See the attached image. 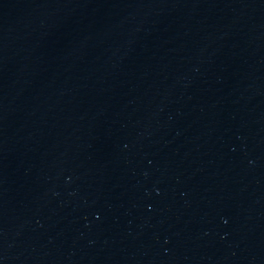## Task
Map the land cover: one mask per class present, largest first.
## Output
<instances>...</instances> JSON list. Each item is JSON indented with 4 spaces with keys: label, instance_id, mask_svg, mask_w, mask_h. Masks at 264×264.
Segmentation results:
<instances>
[{
    "label": "water",
    "instance_id": "water-1",
    "mask_svg": "<svg viewBox=\"0 0 264 264\" xmlns=\"http://www.w3.org/2000/svg\"><path fill=\"white\" fill-rule=\"evenodd\" d=\"M0 264H264V0H0Z\"/></svg>",
    "mask_w": 264,
    "mask_h": 264
}]
</instances>
